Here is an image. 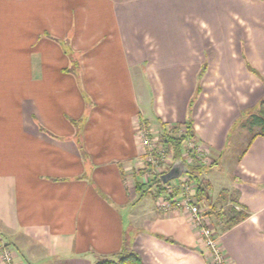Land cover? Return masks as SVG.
<instances>
[{
  "label": "crops",
  "instance_id": "obj_1",
  "mask_svg": "<svg viewBox=\"0 0 264 264\" xmlns=\"http://www.w3.org/2000/svg\"><path fill=\"white\" fill-rule=\"evenodd\" d=\"M262 100L264 0H0V254L211 264L189 213L142 197L140 130L191 123L216 161L198 204L248 215L211 214L227 264H264V137L227 158Z\"/></svg>",
  "mask_w": 264,
  "mask_h": 264
},
{
  "label": "built area",
  "instance_id": "obj_2",
  "mask_svg": "<svg viewBox=\"0 0 264 264\" xmlns=\"http://www.w3.org/2000/svg\"><path fill=\"white\" fill-rule=\"evenodd\" d=\"M148 135L150 137H148ZM139 138L143 147L147 151L144 158L150 167L153 169H155V167L158 168L157 165L160 164V162H165L166 164L168 159L165 155V152L162 148H157L155 146L154 142L150 139V132L141 129L139 132ZM192 144L191 146H193L195 153H200L201 157H207V154H205L201 148L197 146L194 140ZM166 189L170 190L171 193L172 190L176 191L178 189L180 194L175 195V197H171L168 194L165 196L168 198H157L156 202L158 209L164 213H169L176 210L186 211L189 213L193 229L195 230L196 234L201 237L205 247L209 251L211 264H223L225 256L219 244L218 238L212 230L213 226L209 224L208 215L199 208L198 201L192 194V192L196 190V186H194L187 178H184L180 180L179 183H170L166 186ZM1 249L2 251L0 255L3 262L5 264H14L11 251L5 249V247H1Z\"/></svg>",
  "mask_w": 264,
  "mask_h": 264
},
{
  "label": "rangeland",
  "instance_id": "obj_3",
  "mask_svg": "<svg viewBox=\"0 0 264 264\" xmlns=\"http://www.w3.org/2000/svg\"><path fill=\"white\" fill-rule=\"evenodd\" d=\"M251 133L252 132H250L249 129L240 131L241 138L239 140H236V143L234 145H232L230 147V149L228 150L229 155L227 158H229V160L232 158H239L241 156V154H243L245 148L247 147L249 137L251 138ZM162 135H163V133H159V135H157V136L151 135V138H150L154 142V144L157 148H162L164 150L165 155L168 159L166 164H165V162H160V164L157 165L158 168L155 167V169H153L154 172L152 171L151 167L149 166V169L151 170V173H152L151 174V177H152L151 183L155 182V184L153 185V192H154V195L157 196L156 199L157 198L159 199L160 197L168 198V197H165L168 194L171 197H175V195L180 194V191L178 189L176 191L172 190V193H171L170 190H168L166 188H159L158 185H156L157 182L160 181V177L158 178V176L159 175L162 176L163 174H165L170 169L169 167H171V163L174 164V161H175L174 149L169 144H167L164 139H162ZM148 137H150V136L148 135ZM180 138H185L184 143L182 145L180 158L185 160L186 163H189L191 168L195 169L196 167H198V169H200V173H201L203 170L211 168L216 163V161L211 159V158H207L206 156L201 157L200 153H195L193 146H191V144L193 142V138L191 139L185 132H181L180 129L178 130V132H173V133L169 132V137L167 140L180 139ZM146 152L147 151L145 150L144 156H145ZM226 153H225V156H226ZM224 158H226V157H224ZM223 167H225V169L227 171L230 169L227 165H225L224 159H222V161H219L218 164L213 167V170L215 169L216 171H218V170L223 171ZM191 176L192 175H183L179 180L187 178L194 186H197V184H196L197 182H195V180ZM223 179H225V178H223ZM223 179H220V181ZM199 180H200V182H203L204 184L208 185V183L204 182L201 178H199ZM217 186H218V182H217ZM147 190L148 189H146V191L142 194L143 195L142 197H144L145 194L147 195V193H148ZM152 198L153 197L151 196V194L147 195L146 198L144 199L145 203H150V201H151V203L153 204L154 200ZM155 204L157 206V202H155ZM198 205H199V208L205 214L208 215L209 224L212 226H213V224L215 225V223L213 222L214 218L213 219L211 218V214H213V213L218 214L220 211H223V209L216 210L214 208H207V207L204 208L200 204H198ZM214 210H216V211H214ZM226 212L227 211H225V213ZM213 229H214V226L212 227V230ZM213 232L216 235V237L218 238L215 230H213ZM223 264H227L226 257H225Z\"/></svg>",
  "mask_w": 264,
  "mask_h": 264
},
{
  "label": "trees",
  "instance_id": "obj_4",
  "mask_svg": "<svg viewBox=\"0 0 264 264\" xmlns=\"http://www.w3.org/2000/svg\"><path fill=\"white\" fill-rule=\"evenodd\" d=\"M246 125L247 128L250 130V132L254 133L253 137L257 136H263L264 137V100H262L258 106V108L254 111L251 112L246 119ZM185 129H186V134L192 139L194 138V131L191 123H185ZM179 127L176 126L172 130H170V133L173 132H178ZM169 132H164L162 135V139L166 141L167 144H169L171 147H173L174 152H175V161H183V159L180 158L181 156V150H182V145L184 143L185 138H180V139H170L167 140L169 137ZM190 174L192 175L191 177L197 182V190H198V202L204 199L207 196L208 192V185L204 184L203 182H200L199 180V175H200V169L198 167L194 168H189ZM165 175V174H164ZM171 183V182H170ZM168 184H164L162 180L160 179L159 182H157L156 185H158L159 188H166ZM155 182H152L150 187L148 188L147 192L151 191L153 189V185ZM143 196V195H142ZM155 196V195H154ZM157 196H155L156 198ZM218 216L221 217L220 219L222 221H225V228H230L232 226H235L242 220H245L247 218V214L244 212H236L235 210L231 209L230 212L224 213L223 211H220L218 213ZM226 217V219H225ZM97 264H143L141 261V258L138 254H136L133 251H127L125 255L119 259V260H112V259H104L99 261Z\"/></svg>",
  "mask_w": 264,
  "mask_h": 264
},
{
  "label": "water",
  "instance_id": "obj_5",
  "mask_svg": "<svg viewBox=\"0 0 264 264\" xmlns=\"http://www.w3.org/2000/svg\"><path fill=\"white\" fill-rule=\"evenodd\" d=\"M190 170L184 161H176L168 173L161 176V180L164 184L176 181L180 179L183 175H189Z\"/></svg>",
  "mask_w": 264,
  "mask_h": 264
}]
</instances>
